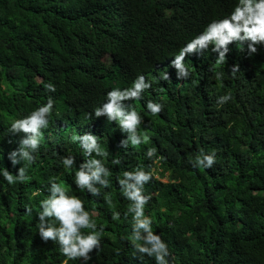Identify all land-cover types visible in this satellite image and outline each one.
Listing matches in <instances>:
<instances>
[{
    "label": "trees",
    "instance_id": "16d2710c",
    "mask_svg": "<svg viewBox=\"0 0 264 264\" xmlns=\"http://www.w3.org/2000/svg\"><path fill=\"white\" fill-rule=\"evenodd\" d=\"M236 3L0 0V172L15 175L26 167L30 177L9 185L0 175V264H64L59 245L44 242L37 228L40 202L50 195L53 179L104 227L103 251L91 253L87 264H156L132 244L131 202L118 182L125 171L140 168L154 170L144 188L152 197L145 214L168 244L170 264H264V44L249 55L246 43L233 42L221 64L211 48L186 56L191 73L186 80L171 66L181 48L213 21L229 17ZM236 64L240 70L233 78ZM166 72L171 79H162ZM217 73H223L222 81ZM139 75L152 87L141 100L124 104L141 115L140 131L150 140L123 148L127 133L106 116L96 118L95 109L109 91L130 88ZM48 83L55 92L46 89ZM228 93L232 99L218 105ZM49 97L54 108L35 162L13 167L8 155L25 134H11V122ZM149 100L163 105L159 115L147 110ZM86 133L96 135L108 153L93 154L111 173L110 187L99 196L75 185V171L89 157L72 138ZM149 148L157 150L151 159ZM201 150L215 152L213 168L192 166ZM65 156L75 157L76 169L64 168ZM113 212L119 220L112 219Z\"/></svg>",
    "mask_w": 264,
    "mask_h": 264
},
{
    "label": "clouds",
    "instance_id": "9594fccd",
    "mask_svg": "<svg viewBox=\"0 0 264 264\" xmlns=\"http://www.w3.org/2000/svg\"><path fill=\"white\" fill-rule=\"evenodd\" d=\"M233 42L246 43L249 55L256 54L258 46L264 44V0H237L229 17L213 21L203 33L181 48L171 64L176 69L177 78L186 80L191 75L189 67L185 64L186 56L211 48L213 52L218 53L216 63L221 64L227 57L229 45ZM239 70L240 66L237 64L231 68L233 78ZM162 79H171L169 73H164ZM216 79L218 82L222 81L223 73H217ZM151 87V82L146 81L143 75H139L130 88L123 90L114 88L109 91L106 102L95 109L96 118L106 116L108 121L118 123L121 131L127 133V139L120 141V146L123 148H127L129 143L136 147L142 143L147 144L150 140L146 132L140 131L143 118L132 105L126 106L124 101L141 100L143 93ZM46 89L50 92L56 91L52 83H48ZM231 99V93H228L220 96L217 104L223 106ZM53 108L54 102L49 97L46 104L36 108L28 116L11 122L9 128L11 134H25L19 142V148L8 155L13 167L21 162L25 164L35 162L33 153H36L41 146L42 129L49 126ZM146 108L153 116L163 111L162 104L151 100L147 102ZM72 139L73 142H79L84 155L89 157L75 171V185L81 191L87 190L92 196H99L101 188L110 187L111 173L100 159L94 158L93 154L105 157L108 153L98 143L97 136L91 133L73 136ZM156 151L155 148H149L147 157L149 159L155 157ZM159 159L160 157H157V161ZM62 163L66 170L71 171L77 168L76 159L73 156H65ZM112 163L119 165L121 160L114 159ZM215 163V152L206 154L201 150L192 162V166L204 170L213 168ZM0 175L9 185L24 183L30 179L26 167H20L15 175L4 169ZM153 177L154 170L144 171L140 168L136 171H125L118 182L121 194L131 202L128 213L132 215L131 240L134 248L141 256L153 257L156 264H170L171 253L168 244L160 235L153 232V220L145 214V207L152 197L144 194V188ZM49 183L50 195L40 202L41 211L37 213L38 233L44 242L52 241L59 245L62 255L66 257L64 264L78 259H82L87 264L92 260L91 253L95 251L99 255L103 251L101 237L104 227L97 225L93 218L95 214L86 211L84 202L78 197L70 196L62 183H57L55 179L50 180ZM105 200L110 206L112 205L110 195H105ZM26 213L30 215L32 208L26 207ZM119 218L120 214L113 212L112 219L119 220ZM84 229L89 231L85 233L82 231Z\"/></svg>",
    "mask_w": 264,
    "mask_h": 264
},
{
    "label": "rangeland",
    "instance_id": "374dc122",
    "mask_svg": "<svg viewBox=\"0 0 264 264\" xmlns=\"http://www.w3.org/2000/svg\"><path fill=\"white\" fill-rule=\"evenodd\" d=\"M163 182H166V180H163Z\"/></svg>",
    "mask_w": 264,
    "mask_h": 264
}]
</instances>
